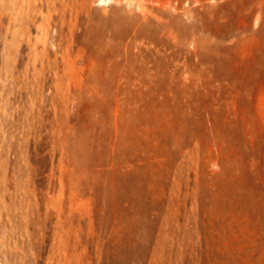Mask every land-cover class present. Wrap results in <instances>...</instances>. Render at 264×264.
Returning a JSON list of instances; mask_svg holds the SVG:
<instances>
[{"label":"rangeland","instance_id":"1","mask_svg":"<svg viewBox=\"0 0 264 264\" xmlns=\"http://www.w3.org/2000/svg\"><path fill=\"white\" fill-rule=\"evenodd\" d=\"M0 264H264V0H0Z\"/></svg>","mask_w":264,"mask_h":264}]
</instances>
